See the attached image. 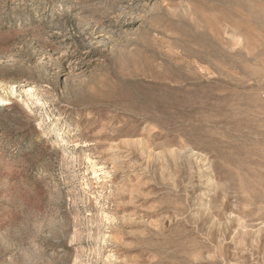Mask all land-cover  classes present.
Instances as JSON below:
<instances>
[{
	"label": "rangeland",
	"instance_id": "1",
	"mask_svg": "<svg viewBox=\"0 0 264 264\" xmlns=\"http://www.w3.org/2000/svg\"><path fill=\"white\" fill-rule=\"evenodd\" d=\"M0 264H264V0H0Z\"/></svg>",
	"mask_w": 264,
	"mask_h": 264
},
{
	"label": "bare ground",
	"instance_id": "2",
	"mask_svg": "<svg viewBox=\"0 0 264 264\" xmlns=\"http://www.w3.org/2000/svg\"><path fill=\"white\" fill-rule=\"evenodd\" d=\"M27 88H28V87H27ZM27 88H26V90H25V91H26V93L30 91V89H27Z\"/></svg>",
	"mask_w": 264,
	"mask_h": 264
}]
</instances>
